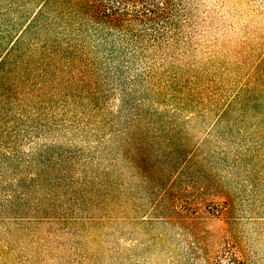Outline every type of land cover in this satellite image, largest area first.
<instances>
[{"label":"rangeland","instance_id":"obj_1","mask_svg":"<svg viewBox=\"0 0 264 264\" xmlns=\"http://www.w3.org/2000/svg\"><path fill=\"white\" fill-rule=\"evenodd\" d=\"M0 264H264V0H0Z\"/></svg>","mask_w":264,"mask_h":264}]
</instances>
